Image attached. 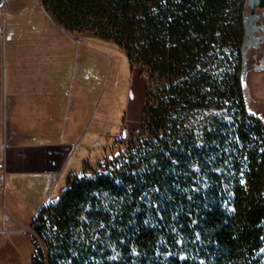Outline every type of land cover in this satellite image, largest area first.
Returning a JSON list of instances; mask_svg holds the SVG:
<instances>
[{
	"label": "trees",
	"instance_id": "1",
	"mask_svg": "<svg viewBox=\"0 0 264 264\" xmlns=\"http://www.w3.org/2000/svg\"><path fill=\"white\" fill-rule=\"evenodd\" d=\"M46 1L66 34L91 29L146 78L152 70L159 94L151 104L148 82L140 127L113 143L106 169L86 162L41 204L34 264H264V120L242 83L246 0Z\"/></svg>",
	"mask_w": 264,
	"mask_h": 264
},
{
	"label": "rangeland",
	"instance_id": "2",
	"mask_svg": "<svg viewBox=\"0 0 264 264\" xmlns=\"http://www.w3.org/2000/svg\"><path fill=\"white\" fill-rule=\"evenodd\" d=\"M42 1L43 3L41 0H3L0 4V69L24 67L42 69L46 66L44 54L50 51L48 44H58L56 51L64 54L63 62L58 66L62 68L75 66L82 70V77L91 80L89 87L91 99L88 103L91 104L92 111L90 118L82 125L80 137L87 143L88 153L85 157L87 162L91 166L102 162L97 169L104 170L111 159L103 158L111 155L115 142L107 136V133H116L124 116L127 89L131 80V64L123 48L111 40L95 36L91 29L73 30L75 35L81 37L78 42H73L44 13L42 7L52 15H56L52 6L46 0ZM240 1L236 2L239 4ZM63 37L67 42H56V39ZM73 52H78V59L74 62L70 61ZM148 72L149 102L155 104L156 95L159 94L158 82L155 81L152 70L148 68ZM251 85V91H257L254 94L262 99L254 105L264 111V82L256 80L252 81ZM5 110L0 108V159L3 145L10 140L11 127H17L9 123ZM219 111L226 117L232 113L224 107ZM209 113V110H203L197 115V111H193L192 116L201 126L209 122ZM32 127V130H39L37 128L40 125ZM129 139L130 134L127 132L123 141L115 143L122 146ZM118 147L116 146V149ZM67 178L64 177L59 182L46 187L47 193L43 201L47 196L54 198L60 188L66 184ZM41 190L43 189L29 190L34 203L25 205L21 197L10 188L9 183L3 181L0 168V194L2 193V196L0 195V264H34L43 242L33 228L27 225L31 223L34 214L43 203L42 199L39 200ZM16 227L20 230H16Z\"/></svg>",
	"mask_w": 264,
	"mask_h": 264
},
{
	"label": "crops",
	"instance_id": "3",
	"mask_svg": "<svg viewBox=\"0 0 264 264\" xmlns=\"http://www.w3.org/2000/svg\"><path fill=\"white\" fill-rule=\"evenodd\" d=\"M68 37L73 42L81 39ZM56 40L67 42L64 37ZM48 45L50 51L44 54L46 66L42 69H0V108L6 109L9 123L17 125L11 127L10 140L3 145L0 168L3 181L9 183L25 205L34 203L29 190L43 189L42 194L39 193V200L43 201L46 187L80 172L87 162V143L80 135L92 111L88 103L91 80L82 77V70L75 66L59 67L64 54L56 51L58 44ZM70 58L76 61L78 52L71 53ZM147 85L141 67L131 65V80L119 129L125 125L130 132L140 127ZM33 125H40L39 130H32Z\"/></svg>",
	"mask_w": 264,
	"mask_h": 264
},
{
	"label": "flooded vegetation",
	"instance_id": "4",
	"mask_svg": "<svg viewBox=\"0 0 264 264\" xmlns=\"http://www.w3.org/2000/svg\"><path fill=\"white\" fill-rule=\"evenodd\" d=\"M248 10V7L244 8V14ZM253 33L254 37L252 40H246L244 46L246 49L245 86L243 85L244 95L251 112L264 120V111L255 107L256 103L258 104L262 99L254 94L257 91H251L252 81L261 80L264 82V8H258L256 10Z\"/></svg>",
	"mask_w": 264,
	"mask_h": 264
},
{
	"label": "water",
	"instance_id": "5",
	"mask_svg": "<svg viewBox=\"0 0 264 264\" xmlns=\"http://www.w3.org/2000/svg\"><path fill=\"white\" fill-rule=\"evenodd\" d=\"M3 0H0V4H2ZM249 8L248 12L244 14V41L242 48L243 62H242V83L245 86V71H246V56H245V43L246 40H252L254 37V17L256 15V10L258 8H264V0H246L245 8Z\"/></svg>",
	"mask_w": 264,
	"mask_h": 264
},
{
	"label": "built area",
	"instance_id": "6",
	"mask_svg": "<svg viewBox=\"0 0 264 264\" xmlns=\"http://www.w3.org/2000/svg\"><path fill=\"white\" fill-rule=\"evenodd\" d=\"M128 130L127 127L125 125H122L119 129V132L116 134H109V137L111 140L115 141V142H121L124 140L126 134H127Z\"/></svg>",
	"mask_w": 264,
	"mask_h": 264
}]
</instances>
